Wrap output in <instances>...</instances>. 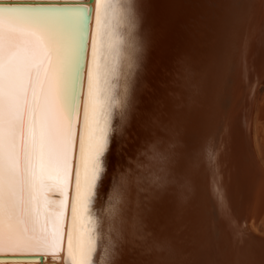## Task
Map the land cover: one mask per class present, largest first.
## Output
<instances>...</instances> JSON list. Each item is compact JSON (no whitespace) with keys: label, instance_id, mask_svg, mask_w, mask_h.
Masks as SVG:
<instances>
[{"label":"bare ground","instance_id":"6f19581e","mask_svg":"<svg viewBox=\"0 0 264 264\" xmlns=\"http://www.w3.org/2000/svg\"><path fill=\"white\" fill-rule=\"evenodd\" d=\"M216 1H222L223 5L218 7ZM16 2L25 0H0L3 5ZM52 2L87 5V0ZM134 4L139 14L134 33L142 43L140 67L133 77L127 119L120 126V134L111 138L108 171L95 205L104 209L110 194L116 195L114 180L121 175L127 178L116 223L118 252L106 258L98 251L97 264H103L105 259L110 264H225L223 250L239 238L233 235L219 238L214 215L202 207V202L212 182L214 195L220 201L221 177L239 175L247 159L257 165L264 163L256 89L245 99L242 85L246 66L259 59L250 50L264 19L252 11L250 0H134ZM243 5L248 11L244 26L232 53L224 58V73L226 77L233 76L232 83L226 87L221 83L218 87L223 54L218 45L212 48L206 37L210 46L206 45L205 54L202 53L200 32L203 27L208 36L215 22L217 39L221 40L231 32ZM92 7L95 8L94 3ZM94 24L95 12L88 26L83 59L81 115ZM97 59H101L99 40ZM93 83L95 88V76ZM110 83L116 85V93L123 91V78L112 79ZM113 126H119L115 116ZM228 128L232 129L230 137ZM194 155H197L196 195L194 204L186 210L182 190L187 182L186 173L190 172L189 159ZM70 197L69 189L61 222L65 236L61 250L56 256L46 253L36 257L43 264H64ZM40 198L42 213L55 214L61 211L65 193L53 177L44 183ZM237 200L242 206L240 196ZM244 217L247 230L256 232L260 228L264 233V215L255 223V214L246 212Z\"/></svg>","mask_w":264,"mask_h":264},{"label":"snow or ice","instance_id":"6c2138e0","mask_svg":"<svg viewBox=\"0 0 264 264\" xmlns=\"http://www.w3.org/2000/svg\"><path fill=\"white\" fill-rule=\"evenodd\" d=\"M138 23L134 0L0 4V257H8L0 264H43L36 257L59 254L69 189L64 264H97L98 251L106 258L117 254L116 223L127 178L114 180L116 195L110 194L104 209L95 205L108 171L111 138L127 119L140 67ZM120 78L123 91L116 93L110 81ZM53 177L65 199L59 213H42L40 193Z\"/></svg>","mask_w":264,"mask_h":264},{"label":"water","instance_id":"95a60500","mask_svg":"<svg viewBox=\"0 0 264 264\" xmlns=\"http://www.w3.org/2000/svg\"><path fill=\"white\" fill-rule=\"evenodd\" d=\"M252 11L257 13L258 15L262 16L264 19V0H250ZM216 4L222 6V1H216ZM247 8L241 6V10L239 13V17L235 22L234 26H231V32L227 35H224V38L218 40V27L216 23L213 22L212 19L205 17V20H212L213 26L210 31V34L206 36V33L202 27V31L200 34H203L200 38L203 44L202 53L205 54V47L209 48V44L211 43L212 48L215 45L220 47L222 51V60L219 62L220 68L218 72V87L222 83V86L226 87L231 82L233 76L226 77L224 73V58L229 56L232 53L233 48L236 45L237 37L240 34L242 27L244 26L245 22V15H247ZM262 24V23H261ZM259 33V32H258ZM209 35H211L209 37ZM205 37L208 39V43L206 42ZM217 40V41H216ZM257 40V42H256ZM206 47V48H207ZM217 48V47H215ZM251 52L255 54V57H259L258 60H255L250 66H246V71H244V82H243V89L245 91L244 97L247 99L251 94L252 90L256 85L259 83L261 78V66H260V58L264 51V23L260 28V33L256 36V39L252 42ZM209 52V49H208ZM201 53V54H202ZM226 59V58H225ZM256 59V58H255ZM202 60V57H201ZM227 61V60H226ZM229 68V67H228ZM223 69V70H222ZM229 71V69H227ZM224 89V88H223ZM245 107V104H244ZM233 122H235V118H233ZM231 127V126H230ZM227 134L230 137L232 134V129L228 128ZM228 137V138H229ZM229 142V141H228ZM227 142V143H228ZM229 145V144H227ZM215 149V148H214ZM189 168L190 172H187V182L182 190L183 198L186 199L184 202V207H191L194 204V197L196 195V188H197V166L196 160L197 155H194L192 159H189ZM207 175V174H206ZM244 172H239V175L233 174L227 178L221 177L219 185L222 187V194L221 200L218 201L216 196L214 195L213 185H209L208 191L205 193L204 202H202V207H206L207 210H210L211 213L214 215V221L219 232V238L228 237L229 236H236L239 238L234 240V244H229L225 250H223V260L225 264H264V237L258 235L256 232H250L247 230L246 224H248L247 220L245 219V210H244V201L246 199V194L244 195V190L247 189V184L244 181ZM207 178V176H206ZM208 179V178H207ZM213 181V180H212ZM209 183V181H208ZM244 186H242V184ZM210 186L212 188H210ZM243 193V194H242ZM244 195V198L241 197ZM240 196L242 199V206L238 202L237 198ZM205 204V205H204ZM181 205V204H180ZM184 210V209H183ZM180 213L182 210H179ZM250 214L256 213V208L252 207L249 211ZM222 259V258H221Z\"/></svg>","mask_w":264,"mask_h":264},{"label":"rangeland","instance_id":"374dc122","mask_svg":"<svg viewBox=\"0 0 264 264\" xmlns=\"http://www.w3.org/2000/svg\"><path fill=\"white\" fill-rule=\"evenodd\" d=\"M261 63V78L259 83L256 85L255 89V102L259 107V118L261 120L262 132L261 136V145L263 148L264 155V51L260 58ZM247 165L243 168L244 172V181L247 184L246 189V199L244 201V210L249 212L250 208L255 207L256 213L253 220L254 223L261 219L264 215V163L254 164L251 160L247 159ZM255 175V176H254ZM254 202V203H253ZM253 204V205H252ZM255 204V205H254ZM259 210V211H258ZM258 211V212H257ZM259 217H258V213ZM261 215V217H260ZM258 218V219H257ZM258 232V233H257ZM256 233L264 237V233L260 228H257Z\"/></svg>","mask_w":264,"mask_h":264}]
</instances>
